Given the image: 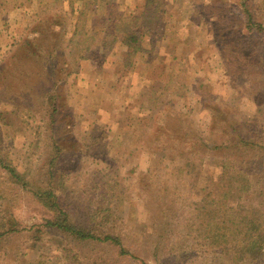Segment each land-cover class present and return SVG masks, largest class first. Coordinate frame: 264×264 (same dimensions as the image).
Masks as SVG:
<instances>
[{
    "label": "rangeland",
    "instance_id": "1",
    "mask_svg": "<svg viewBox=\"0 0 264 264\" xmlns=\"http://www.w3.org/2000/svg\"><path fill=\"white\" fill-rule=\"evenodd\" d=\"M159 1L154 30L132 56L122 45L103 46L104 18L139 17L143 0H111L108 6L0 0V151L41 183L49 156H58L52 183L60 177V184L53 189L73 221L84 222L96 205L110 203L116 219L103 230L119 236L129 255L94 244L86 247L93 250L90 263L101 257L107 264H264V0ZM49 12L59 34L47 33L49 39L35 44H56L64 48L57 57L78 63L57 99L66 110L52 135L39 102L51 59L36 53L38 46H19L25 31L32 37L34 24ZM249 14L253 31L260 25V32L245 27ZM52 141L59 151L51 149ZM6 183L0 170V210H9L0 221L18 223L14 240H4L21 243L29 264L66 262L47 236L40 246L26 247L23 238L43 223L46 209L30 192ZM225 186L226 196L219 198L239 215L227 216L224 238L217 235L209 244L193 231L192 218ZM247 214L261 224L256 231L239 220Z\"/></svg>",
    "mask_w": 264,
    "mask_h": 264
},
{
    "label": "trees",
    "instance_id": "2",
    "mask_svg": "<svg viewBox=\"0 0 264 264\" xmlns=\"http://www.w3.org/2000/svg\"><path fill=\"white\" fill-rule=\"evenodd\" d=\"M90 1L94 3H102L104 6H108L111 0ZM88 5L89 3L84 5L79 16L85 15V10L88 8ZM160 7L161 3L159 0H143V11L140 13L139 17H130V19H124L122 16L115 18L113 15L107 14V17L104 18V22L106 24L105 33L108 34V41L103 39V42L101 43L103 46L108 45L109 47H113L114 45H122L130 51L132 56L140 53L143 50L142 40L144 35H151L154 30ZM54 17L55 15L53 16L50 12L45 13L43 17L34 24L35 32H32L34 33L32 34V37H30V34L25 31L26 35L21 37L19 46L27 47L29 48L28 51H30L31 48L38 46L35 43L39 44L41 42L42 44L44 38L49 39L47 33L50 34V37L51 35H58L59 33H57V29L59 28V24L57 23L58 20H56ZM252 26L253 24L251 23V16L249 14L247 16L245 27H247L249 31L253 33H258L262 30V27L257 25L256 31H253ZM61 34L63 36H67L68 32L66 29L62 28ZM73 34L74 30L71 32V35ZM237 40H239V38H237ZM63 49H59L56 44L55 46L52 44H43L39 45L38 49H36V53H46L51 59L46 64L47 67H45V70L50 69V73L46 72L43 75L40 72V74L43 75L45 82L49 84V91H47L48 88L46 89L45 85L42 87V89L44 88L46 91L42 92L39 97V102L42 103L44 107V118H46L48 125L52 126L51 128L48 126L45 128V130L48 129L50 135H52L51 133L55 127V124H60L62 122V120H60L58 123H55L56 118H60L62 113L66 110L64 104L59 103L58 106L57 103V99L62 96V87L66 82L67 77L75 73L78 69V63L72 58L57 57L59 54L58 52H62ZM88 49L89 47H86V51ZM15 50H17V48ZM14 54L15 53H13V55ZM32 55H35V52L32 53ZM79 58L85 59V54ZM12 72H16V74H18L17 71ZM18 83H20L22 88L28 87L19 79ZM37 85L40 87L39 83H37ZM58 144V141H52L51 149L53 151H59L60 146ZM161 146L162 147L160 150L163 148L165 151V147L163 145ZM193 156H195L193 157L194 161L199 160L197 158L199 157V153L196 152V154ZM57 158L58 156L56 155L52 157L49 156L48 167L41 176L45 178V182L43 181V186V183L40 181L41 178H38V181L36 180L37 177L35 178L34 173L32 176H30L19 172L15 166H13L12 162H10L7 157L3 156L0 151V170L4 172V176L8 182L6 184L17 189L18 193H23L25 191H27V193L30 192L32 200L39 202L46 209V218L43 219V223L41 225L35 226L23 238L26 247L34 249L40 246L45 242L43 240L44 236H47V238H49L51 241L56 240V245L60 251L58 252L60 253L59 259L61 260L63 258V260L66 261L63 262V264H107L108 260L101 257H99V259H95L93 263L89 262V258H91L93 254V250L90 248L87 250L86 247L94 244L112 247L118 250V254L121 256L129 255L128 251L123 247L121 238L119 236L112 234L109 230H103L106 224L114 222L116 219V217L113 215L114 211L110 203H108L107 206L103 208L96 205L94 209L89 212L84 222L73 221L69 217L68 213L62 209L59 204L58 196L55 194L53 189L54 184H60V177L57 179L56 183H52L54 178L53 167L55 166ZM230 177L232 178L231 175L228 178ZM33 179H35V181H32ZM232 181H238V177H235L232 179ZM226 189V186L223 187V190L217 197H211L209 202L206 204L207 208L202 204H199L198 211L200 214L193 216L192 218L193 231L202 237L205 242H209V244L214 242L217 235L220 238H224V234L221 231L224 230V224L227 221V216L229 220L232 218L235 219L236 216L239 215L236 208L229 207L227 202H223V199L219 198L221 196H226ZM239 190H241V188L237 187V191ZM105 195H107V193H105ZM99 196L100 200H105L104 195L99 194ZM238 198L240 199L239 195ZM0 211V219H2V217H5L3 214L4 211L9 210L6 208L5 210ZM159 212L160 213L156 215L160 218H163L165 216L164 212L160 211V209ZM239 220L244 222L250 231H256V228H258L259 225L261 226L260 223L256 224L257 222H254V219L248 214L246 216L240 215ZM219 223H221V225H219ZM17 226L18 223L15 220L11 224L8 221L7 224H4L2 221H0V261H5V259L8 257L11 258L10 261H6L3 264H29L24 259L23 254H20L21 243L8 242L10 238L14 240V236L17 233ZM159 227L163 228L164 226L160 225ZM6 236L8 241L4 240ZM159 236L163 235H161L159 232L158 237ZM7 242L8 244H13L12 248L9 249L7 247ZM74 246H76L77 249L76 247L74 248ZM85 249L86 251H84ZM250 249L251 255L256 256L258 252V250L255 251L256 246L252 244ZM46 261L47 260L39 261L36 264H43ZM140 264H144V262H140Z\"/></svg>",
    "mask_w": 264,
    "mask_h": 264
}]
</instances>
